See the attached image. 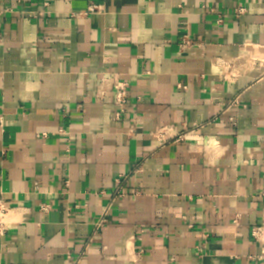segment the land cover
Instances as JSON below:
<instances>
[{
  "label": "crops",
  "instance_id": "crops-1",
  "mask_svg": "<svg viewBox=\"0 0 264 264\" xmlns=\"http://www.w3.org/2000/svg\"><path fill=\"white\" fill-rule=\"evenodd\" d=\"M0 119V264H264V0H0Z\"/></svg>",
  "mask_w": 264,
  "mask_h": 264
},
{
  "label": "built area",
  "instance_id": "built-area-1",
  "mask_svg": "<svg viewBox=\"0 0 264 264\" xmlns=\"http://www.w3.org/2000/svg\"><path fill=\"white\" fill-rule=\"evenodd\" d=\"M205 1V0H204ZM47 5V3H45ZM203 7L205 8L206 5L204 4ZM209 9V8H208ZM90 12H97V7L91 6L89 7ZM209 11L212 13V9H209ZM244 8L239 7L235 10V16L237 17L240 14H243ZM218 22H221V18L217 20ZM192 40L189 39L188 35L184 36L183 39V46L191 45ZM113 78V77H112ZM100 90L97 91V97L99 99H102L105 96V91L99 88ZM130 84L125 80H120L117 78H113L111 80V92L113 93V104L119 108L117 109L115 113V119H119L123 113L125 112V106L128 102V98L130 95ZM3 125L2 119H0V126ZM130 133H134V129L131 128ZM42 136L45 138L47 135L44 133ZM161 137H164L163 134H161ZM264 196V195H263ZM110 208V205L107 206L105 209L102 218L100 219V222L97 223L96 229H100L103 227L107 221L106 216L108 209ZM43 210H46V207H43ZM15 209L12 207L4 197V193L2 190H0V240L4 238L10 230L11 227V215L14 213ZM250 235L252 237V240L259 244L260 246V254L257 256V259L259 261L264 262V216L261 217L260 221L256 223L250 231Z\"/></svg>",
  "mask_w": 264,
  "mask_h": 264
}]
</instances>
